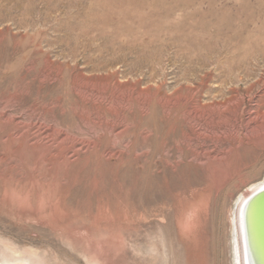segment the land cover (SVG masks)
Here are the masks:
<instances>
[{"label": "rangeland", "instance_id": "374dc122", "mask_svg": "<svg viewBox=\"0 0 264 264\" xmlns=\"http://www.w3.org/2000/svg\"><path fill=\"white\" fill-rule=\"evenodd\" d=\"M263 179L264 0H0V263L234 264Z\"/></svg>", "mask_w": 264, "mask_h": 264}, {"label": "bare ground", "instance_id": "6f19581e", "mask_svg": "<svg viewBox=\"0 0 264 264\" xmlns=\"http://www.w3.org/2000/svg\"><path fill=\"white\" fill-rule=\"evenodd\" d=\"M264 187V179L258 183L250 185L248 190L241 193L236 201V206L232 218V251L233 263L245 264L242 254L241 235L239 227V210L244 200L254 192ZM249 235L251 239V246L254 254L258 259L259 264H264V196L258 198L252 207L248 219ZM13 261V260H12ZM17 263V261H15ZM20 262V261H19ZM0 264H15V263H0ZM20 264V263H19ZM23 264V263H22Z\"/></svg>", "mask_w": 264, "mask_h": 264}, {"label": "water", "instance_id": "95a60500", "mask_svg": "<svg viewBox=\"0 0 264 264\" xmlns=\"http://www.w3.org/2000/svg\"><path fill=\"white\" fill-rule=\"evenodd\" d=\"M262 196H264V187L248 196L240 206L239 227L241 235L242 254L245 264H259L258 259L254 254V250L251 246L252 243L249 235L248 219L254 202Z\"/></svg>", "mask_w": 264, "mask_h": 264}]
</instances>
